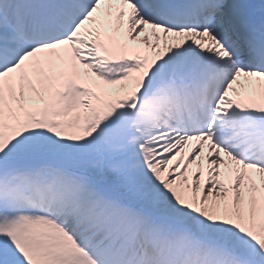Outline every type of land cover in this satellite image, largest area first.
Listing matches in <instances>:
<instances>
[{
  "label": "snow or ice",
  "instance_id": "obj_1",
  "mask_svg": "<svg viewBox=\"0 0 264 264\" xmlns=\"http://www.w3.org/2000/svg\"><path fill=\"white\" fill-rule=\"evenodd\" d=\"M0 264H264V0H0Z\"/></svg>",
  "mask_w": 264,
  "mask_h": 264
}]
</instances>
